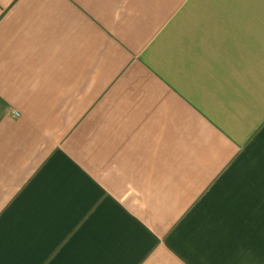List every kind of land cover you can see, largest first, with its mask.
I'll return each mask as SVG.
<instances>
[{
    "label": "crops",
    "instance_id": "obj_1",
    "mask_svg": "<svg viewBox=\"0 0 264 264\" xmlns=\"http://www.w3.org/2000/svg\"><path fill=\"white\" fill-rule=\"evenodd\" d=\"M0 264H264V0H0Z\"/></svg>",
    "mask_w": 264,
    "mask_h": 264
}]
</instances>
